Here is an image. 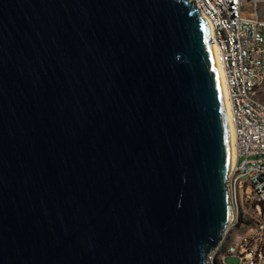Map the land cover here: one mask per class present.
<instances>
[{"label":"water","instance_id":"water-1","mask_svg":"<svg viewBox=\"0 0 264 264\" xmlns=\"http://www.w3.org/2000/svg\"><path fill=\"white\" fill-rule=\"evenodd\" d=\"M211 44L187 0H0V264H205L232 218Z\"/></svg>","mask_w":264,"mask_h":264},{"label":"built area","instance_id":"built-area-1","mask_svg":"<svg viewBox=\"0 0 264 264\" xmlns=\"http://www.w3.org/2000/svg\"><path fill=\"white\" fill-rule=\"evenodd\" d=\"M187 1L217 48L234 150L225 180L232 218L205 264H264V0Z\"/></svg>","mask_w":264,"mask_h":264},{"label":"bare ground","instance_id":"bare-ground-1","mask_svg":"<svg viewBox=\"0 0 264 264\" xmlns=\"http://www.w3.org/2000/svg\"><path fill=\"white\" fill-rule=\"evenodd\" d=\"M211 50H212V55H213L216 71H217L218 76H219V82H220L222 95H223V99H224L225 93H224V86H223V82H222V77L220 76L221 71H220L219 65L216 62V56H217V48H216V46L211 44ZM224 107H225V113H226L227 122H228V129H229V135H230V144H231V156H232V164H233V161H234V150H233V145H232V137H231L230 125H229V121H228V105H227V102L225 101V99H224Z\"/></svg>","mask_w":264,"mask_h":264},{"label":"rangeland","instance_id":"rangeland-1","mask_svg":"<svg viewBox=\"0 0 264 264\" xmlns=\"http://www.w3.org/2000/svg\"><path fill=\"white\" fill-rule=\"evenodd\" d=\"M260 94H262V100L264 101V91L261 92ZM241 219H242V221L240 222V224L245 225V223H246L247 221H243V220H247V217H245V218H241ZM233 231H236V229H234ZM225 262H226L227 264H237V263H238V259H237V258H234V257H227V258L225 259Z\"/></svg>","mask_w":264,"mask_h":264},{"label":"crops","instance_id":"crops-1","mask_svg":"<svg viewBox=\"0 0 264 264\" xmlns=\"http://www.w3.org/2000/svg\"><path fill=\"white\" fill-rule=\"evenodd\" d=\"M262 98V96H260Z\"/></svg>","mask_w":264,"mask_h":264}]
</instances>
